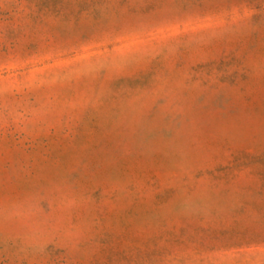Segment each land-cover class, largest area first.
Returning a JSON list of instances; mask_svg holds the SVG:
<instances>
[{"label":"rangeland","instance_id":"obj_1","mask_svg":"<svg viewBox=\"0 0 264 264\" xmlns=\"http://www.w3.org/2000/svg\"><path fill=\"white\" fill-rule=\"evenodd\" d=\"M0 264H264V0H0Z\"/></svg>","mask_w":264,"mask_h":264}]
</instances>
